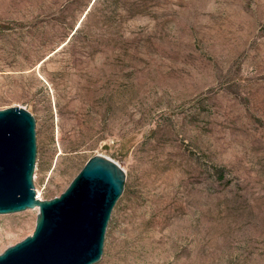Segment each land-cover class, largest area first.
<instances>
[{"label":"rangeland","instance_id":"1","mask_svg":"<svg viewBox=\"0 0 264 264\" xmlns=\"http://www.w3.org/2000/svg\"><path fill=\"white\" fill-rule=\"evenodd\" d=\"M91 2L0 0V109L34 118L36 195L105 156L125 186L93 264H264V0ZM36 214H0V253Z\"/></svg>","mask_w":264,"mask_h":264},{"label":"water","instance_id":"2","mask_svg":"<svg viewBox=\"0 0 264 264\" xmlns=\"http://www.w3.org/2000/svg\"><path fill=\"white\" fill-rule=\"evenodd\" d=\"M35 155L32 115L20 106L0 109V214L37 209L32 233L6 247L0 264L95 263L124 189L123 168L95 155L58 196L40 199L32 182Z\"/></svg>","mask_w":264,"mask_h":264},{"label":"trees","instance_id":"3","mask_svg":"<svg viewBox=\"0 0 264 264\" xmlns=\"http://www.w3.org/2000/svg\"><path fill=\"white\" fill-rule=\"evenodd\" d=\"M100 1H102L104 4L108 5V4H110V3L117 2L118 0H93V2H92L91 4L99 3ZM84 16H85V15H84ZM77 28H78V27H77ZM77 28H75L74 31L72 32L71 37H73V35L76 33ZM124 186H125V183H124Z\"/></svg>","mask_w":264,"mask_h":264},{"label":"bare ground","instance_id":"4","mask_svg":"<svg viewBox=\"0 0 264 264\" xmlns=\"http://www.w3.org/2000/svg\"><path fill=\"white\" fill-rule=\"evenodd\" d=\"M37 196L40 197L39 194H37Z\"/></svg>","mask_w":264,"mask_h":264}]
</instances>
